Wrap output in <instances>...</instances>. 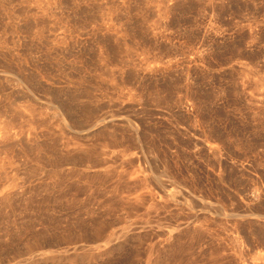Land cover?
<instances>
[{"label": "rangeland", "instance_id": "1", "mask_svg": "<svg viewBox=\"0 0 264 264\" xmlns=\"http://www.w3.org/2000/svg\"><path fill=\"white\" fill-rule=\"evenodd\" d=\"M0 264H264V0H0Z\"/></svg>", "mask_w": 264, "mask_h": 264}]
</instances>
